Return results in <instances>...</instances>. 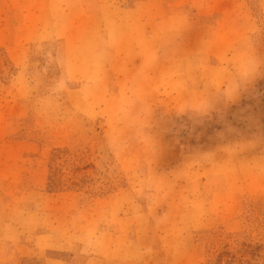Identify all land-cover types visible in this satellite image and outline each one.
Instances as JSON below:
<instances>
[{
    "label": "rangeland",
    "instance_id": "rangeland-1",
    "mask_svg": "<svg viewBox=\"0 0 264 264\" xmlns=\"http://www.w3.org/2000/svg\"><path fill=\"white\" fill-rule=\"evenodd\" d=\"M0 264H264V0H0Z\"/></svg>",
    "mask_w": 264,
    "mask_h": 264
}]
</instances>
